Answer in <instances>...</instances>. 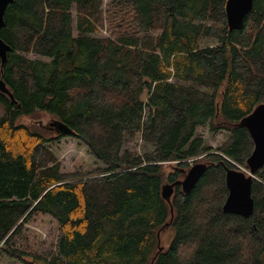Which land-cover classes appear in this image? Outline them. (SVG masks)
<instances>
[{
	"label": "trees",
	"instance_id": "16d2710c",
	"mask_svg": "<svg viewBox=\"0 0 264 264\" xmlns=\"http://www.w3.org/2000/svg\"><path fill=\"white\" fill-rule=\"evenodd\" d=\"M226 3L112 0L106 12L104 0L8 4L0 29L10 45L0 80L11 92L0 89V254L20 258L11 241L46 214L59 225L57 252L34 254L31 264H264V165L252 182V215L223 210L227 170L249 169L254 150L241 121L264 103V0H253L233 30ZM105 20L111 34L95 36ZM37 111L66 123L103 166L63 172L47 146L54 138L19 122ZM205 124L229 133L216 152L196 136ZM132 132L153 150L124 149ZM190 159L206 170L185 192ZM168 183L170 201L162 195Z\"/></svg>",
	"mask_w": 264,
	"mask_h": 264
},
{
	"label": "rangeland",
	"instance_id": "374dc122",
	"mask_svg": "<svg viewBox=\"0 0 264 264\" xmlns=\"http://www.w3.org/2000/svg\"><path fill=\"white\" fill-rule=\"evenodd\" d=\"M111 1L112 0H104L105 12L107 5ZM72 15L73 34L77 36L79 32L76 29L77 11L75 8L72 10ZM105 19H107L106 14ZM107 25L108 24L105 20V26L103 29H100V31L94 35L101 37L109 36L111 33L110 30L107 29ZM150 32L155 33L153 30H150ZM213 43L214 40L210 39L201 44L204 46ZM25 55L32 59L40 58L48 60L47 57L34 53H28ZM54 119L53 116L43 111H37L32 115L20 118L19 122L25 123L32 129L43 133L47 138H54V140L47 143V146L54 152L56 163L61 164V170L63 172H89L103 166V164L91 154L89 147L83 141L72 135L59 136V134L50 126V123ZM196 136L203 138L205 145L213 149L211 151L214 152H216V149L223 146V144L230 138L229 133L226 130L221 129L212 131L208 124L200 125L197 128ZM124 149H129L136 154H141L145 151H152L153 147L146 144L138 132H132L127 133ZM195 161L196 159H190L189 164L193 166ZM239 168L248 174L249 169L244 166H240ZM60 233L58 222L50 215L38 214L34 216L31 220L25 223L23 231L11 241V248L17 252V254H15L19 255L20 258L4 252L3 254H0V264H31L34 254L44 256L56 254ZM171 235V231L162 234L164 246H168ZM2 245L3 242H0V247Z\"/></svg>",
	"mask_w": 264,
	"mask_h": 264
},
{
	"label": "water",
	"instance_id": "95a60500",
	"mask_svg": "<svg viewBox=\"0 0 264 264\" xmlns=\"http://www.w3.org/2000/svg\"><path fill=\"white\" fill-rule=\"evenodd\" d=\"M11 1L12 0H0V29L4 25V13ZM252 5L253 0H227V22L231 30L238 29L242 26ZM9 49L10 45H8L0 35V57L2 63L6 61ZM0 89L5 93L11 94L3 80H0ZM241 123L247 127L254 141V150L247 159V164L249 166L248 174L238 168H229L227 170L226 184L229 193L223 205V210L226 213L249 217L254 211V199L252 197L254 174L259 167L264 165V103L259 104L252 113L244 117ZM50 126L51 128L55 127L58 132L64 135L73 134V130L62 121L55 119L50 123ZM205 170V163L194 164L186 177L181 181L183 191H191ZM173 192L174 183H168L163 186L162 195L168 201H170Z\"/></svg>",
	"mask_w": 264,
	"mask_h": 264
},
{
	"label": "bare ground",
	"instance_id": "6f19581e",
	"mask_svg": "<svg viewBox=\"0 0 264 264\" xmlns=\"http://www.w3.org/2000/svg\"><path fill=\"white\" fill-rule=\"evenodd\" d=\"M9 45V44H8Z\"/></svg>",
	"mask_w": 264,
	"mask_h": 264
}]
</instances>
